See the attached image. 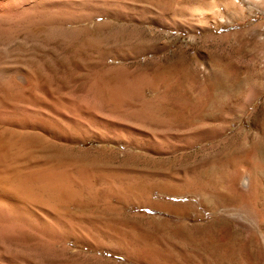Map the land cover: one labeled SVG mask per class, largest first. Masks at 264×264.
<instances>
[{
  "label": "rangeland",
  "instance_id": "374dc122",
  "mask_svg": "<svg viewBox=\"0 0 264 264\" xmlns=\"http://www.w3.org/2000/svg\"><path fill=\"white\" fill-rule=\"evenodd\" d=\"M112 1L128 14L83 7L82 17L78 6L57 37L45 26L32 39L19 32L4 61L42 83L64 118L74 107L93 115L97 125H69L76 149L105 153L117 186L144 196L110 195L95 178L100 203L115 211L70 212L111 226L119 239L92 231L95 243L46 247L28 236L25 244L0 240V255L17 264H264V219L231 179L234 167L240 177L254 171L264 210V0H237L235 9L217 0V22L203 20L214 9L197 0Z\"/></svg>",
  "mask_w": 264,
  "mask_h": 264
},
{
  "label": "bare ground",
  "instance_id": "6f19581e",
  "mask_svg": "<svg viewBox=\"0 0 264 264\" xmlns=\"http://www.w3.org/2000/svg\"><path fill=\"white\" fill-rule=\"evenodd\" d=\"M221 1L229 8L235 9L237 5V0ZM216 2L217 0H197L198 5L206 4L208 8L214 9L212 14L206 13L204 18L199 14L202 12L199 6L197 7L199 11L195 9L197 13L192 12L196 16L200 15L199 18L202 17L204 21L217 22L220 11L217 13ZM120 4L122 3L112 0H0V240L12 241L11 244L13 242L25 244L28 243V236H32L38 238L46 247H53L69 239L95 243L97 241L94 240L92 231L119 239V235H116L111 226L98 225L95 220L70 211L90 208L115 211L108 203H100L101 200L97 198L93 185L95 178L101 179L109 186L110 195L118 194L117 196H127L129 199L144 196L145 191L142 195L135 191L139 188L123 190L117 186L115 182L119 178V170L113 169V172L109 170V159H106L103 150L102 152L100 150L102 154L96 153L98 156L93 157L87 154L88 151L81 150L82 148L76 149L77 145L80 146L82 143L72 135L69 125L79 128L97 125L94 120L96 118L91 117L93 115L86 114L83 108L72 107V115L64 118L65 114H61V107L64 105L61 106L54 101L42 83L21 66L13 64L7 66L4 61L9 45L17 38L19 32L32 39L33 29L45 26L50 29L47 34L54 38L62 33L59 28L61 23L77 14L80 10L77 9L78 6L81 8L82 17L83 7L89 8L92 15L102 12L123 17L127 10L124 11L125 7ZM91 44L95 45L93 40ZM117 93L109 91L108 95L111 96L109 99L114 102L119 100ZM63 119L64 122L61 121ZM100 123L98 124L101 126ZM84 131L81 132L84 134ZM102 132L104 137L106 133ZM93 136L94 133L92 138ZM250 173L246 172L240 177L242 175L240 167H234L231 177L232 190H235L237 185L240 188L242 203L251 208L260 219H264V210L260 209L258 203L261 194L260 182ZM125 177L128 180L138 179L132 175ZM185 182H188V188L192 186L190 181ZM105 199L107 197H104ZM129 245L128 241L124 243L126 247ZM13 260L0 255V264H17L16 260Z\"/></svg>",
  "mask_w": 264,
  "mask_h": 264
}]
</instances>
